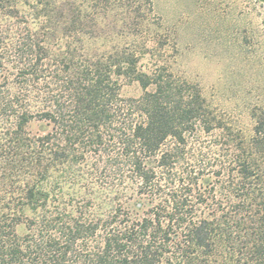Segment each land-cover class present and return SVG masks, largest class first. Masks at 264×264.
I'll list each match as a JSON object with an SVG mask.
<instances>
[{"label":"trees","instance_id":"16d2710c","mask_svg":"<svg viewBox=\"0 0 264 264\" xmlns=\"http://www.w3.org/2000/svg\"><path fill=\"white\" fill-rule=\"evenodd\" d=\"M144 1L0 0V264H264V123L143 68Z\"/></svg>","mask_w":264,"mask_h":264},{"label":"rangeland","instance_id":"374dc122","mask_svg":"<svg viewBox=\"0 0 264 264\" xmlns=\"http://www.w3.org/2000/svg\"><path fill=\"white\" fill-rule=\"evenodd\" d=\"M149 1L151 7L144 1L140 9L145 18L138 29L132 20L137 11L130 8V36L121 44L150 49L141 60L144 69L163 67L197 84L217 118L250 140L264 123V0ZM142 93L137 83L123 82L124 98ZM31 129L38 131L37 125Z\"/></svg>","mask_w":264,"mask_h":264}]
</instances>
